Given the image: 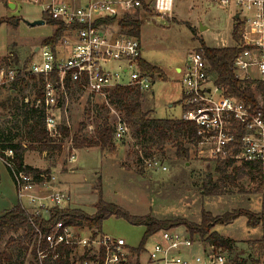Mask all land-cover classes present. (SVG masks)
I'll list each match as a JSON object with an SVG mask.
<instances>
[{"label": "built area", "instance_id": "2783aa9c", "mask_svg": "<svg viewBox=\"0 0 264 264\" xmlns=\"http://www.w3.org/2000/svg\"><path fill=\"white\" fill-rule=\"evenodd\" d=\"M25 1L40 5L43 14L62 23L65 31L54 45H38V58L27 66L10 67L0 62V89L43 76L42 96L36 97L33 105L43 109L44 127L51 138L61 137L57 112L61 96L72 87L91 96L108 94L116 86L141 92L152 88L156 73L141 67V40L128 33L121 21L136 14L135 18L161 24L165 16L171 18L175 0ZM203 1L228 9L233 26L240 24L241 37L235 44L240 51L233 69L240 80L251 81L253 101L226 93L211 76L204 54L192 51L180 71L186 108L182 118L199 129L200 155L251 164L264 181V0ZM128 133L125 121H115V141ZM14 157L12 148L0 151V160L9 169L19 202L28 214L47 220L51 208L66 207L70 195L56 187V174L27 170L26 163L19 166ZM74 158L72 154L70 160ZM145 165L168 169L156 157L146 159ZM30 235L28 254L34 264H254L257 258L254 248L233 240L227 244L210 241L184 224L162 228L137 245L63 220L47 230L33 224Z\"/></svg>", "mask_w": 264, "mask_h": 264}, {"label": "rangeland", "instance_id": "374dc122", "mask_svg": "<svg viewBox=\"0 0 264 264\" xmlns=\"http://www.w3.org/2000/svg\"><path fill=\"white\" fill-rule=\"evenodd\" d=\"M10 2L15 3V7L9 6ZM131 16L135 18L136 14ZM40 19H43L40 5L25 0H0L1 63L10 67L27 66L33 58H38L35 54L37 46L57 27L47 22L31 24ZM145 19H142L138 36L143 47L142 58L159 65L166 76L153 73L152 88L141 92L142 106L147 111L152 108L153 117L182 118L185 111L182 74L176 71V67L183 68L187 56L199 50L200 38L210 47L235 46L233 14L224 7L203 0H175L168 22L157 25ZM35 81L28 78L20 85L0 89V141L10 136L14 142L22 141L34 146L25 152V163L56 174V187L66 189L70 195L65 208H77L92 215L101 190L105 201L117 204L131 215H150L160 220L185 219L200 223L203 213L219 216L239 208L264 214V190L257 191L263 181L260 176L226 181L223 193L206 194L221 178L215 171L216 161L200 155V147L189 144L181 132H171L170 138L163 144L164 154L155 149L154 156L168 166L167 171L150 168L145 162L138 164L135 150L140 145L129 133L115 142L114 154L99 147L74 148L72 135L82 124H85L84 134L95 139V131L106 116L111 122L123 118L121 112H114L112 108L111 111L101 110L103 105H108L107 93L91 96L72 87L67 95L63 94L58 119L60 125L68 127L70 132L55 141L62 145L61 150L41 151L39 143L32 141L23 122L24 104L32 106L37 95ZM186 144L190 146L188 153L182 152L179 156L178 146ZM72 154L75 158L70 160ZM17 199L15 181L0 160V206L8 202L16 204ZM215 229L239 246L252 250L251 241H264V221L252 228L247 225L246 216L218 224ZM101 231L137 245L144 236L145 226L111 215L103 221ZM25 234L24 230H20L0 241V251L8 250L12 254L11 264H30L32 261L28 254L32 237L24 238ZM261 263L264 264V251Z\"/></svg>", "mask_w": 264, "mask_h": 264}, {"label": "trees", "instance_id": "16d2710c", "mask_svg": "<svg viewBox=\"0 0 264 264\" xmlns=\"http://www.w3.org/2000/svg\"><path fill=\"white\" fill-rule=\"evenodd\" d=\"M45 22L52 25H57L54 33L45 38L42 43H49L54 45L61 35L65 31V26L43 14ZM142 19L137 17H127L121 21V25L130 34L140 36ZM194 31V30H193ZM233 36L235 41H238L241 37L240 24L233 26ZM199 50L202 52L207 60L209 71L216 84L221 86L224 91L231 95L243 97L248 101H253V93L251 89V81L243 82L240 80L233 69V61L240 51L239 47H210L207 46L202 38L199 39ZM142 69L152 73H156L159 76H164L162 70L154 65L149 64L143 58L140 60ZM35 85L38 86L36 90V97L42 96V85L45 81L41 76L39 79H35ZM142 93L136 88L129 86H116L109 91L106 98L108 105H103L101 110L111 111V108L115 111H119L123 114L122 121H125L129 127V134L140 147L135 150V157L138 164H143L146 159L155 157V151L158 150L164 154L163 144L167 141L172 131L181 132L186 137L189 144H194L198 147V143L201 140V136L198 134V127L192 121L184 118H157L151 116V111L144 110L141 102ZM26 107L25 117L23 122L25 123L28 134L32 137V141L38 142L40 150L45 152H53L61 150L62 145L56 143L63 137V135L69 134L70 130L66 126L60 125L61 137L59 139H53L48 135L46 128L44 127V112L40 107L30 106L24 104ZM186 108L184 107V110ZM85 124H82L79 129L73 133L72 142L73 147L78 148H90L99 147L102 151H110L113 154L116 151V145L114 140L115 133V121H109L106 116L103 124L99 127L95 136L97 138L92 139L84 134ZM3 141V142H2ZM0 141V151L7 147L12 148L15 154L16 163L21 166L25 164V152L28 148H33V145H26L22 141L14 142L10 136H6ZM188 144L185 146H178L177 154L179 156L187 154L189 151ZM154 149V150H153ZM156 149V150H155ZM183 154V155H184ZM216 161L215 171L221 175L219 182H214L213 186L208 189V195H218L224 192V185L226 181H235L244 176H250L252 179L260 176L259 170L251 164H234L233 161ZM27 170L40 171L38 167L26 164ZM49 171V170H47ZM264 182L261 181L257 187V191H263ZM100 197L95 203L96 211L92 214H86L77 208H59L53 207L50 209V217L47 220L41 219L40 216H32L26 212L20 202L7 209L2 215H0V241L11 233H18L20 230H24L26 234L24 238L29 236L33 230V224L39 225L44 230L55 224L59 220H63L70 224L86 225L92 230L101 231L103 221L111 215L117 217H124L134 224L144 225L145 233L143 240H146L151 234L173 225L184 224L188 228L195 232H199L203 237H207L208 240L219 243L227 244L232 241L230 238L224 237L216 229L218 224H226L235 220L239 216H246L247 225L254 228L257 227L262 221H264V214L255 213L251 210L239 208L234 211H227L219 216H212L209 213H203L200 223L189 222L185 219L176 220H160L150 215L136 216L131 215L113 202L105 201L101 196V190L99 191ZM250 244L254 248V254L257 258L254 264H261V259L264 251L263 239L251 241ZM12 254L8 250L0 251V264H11ZM30 264H34L30 261Z\"/></svg>", "mask_w": 264, "mask_h": 264}, {"label": "crops", "instance_id": "0c3cea01", "mask_svg": "<svg viewBox=\"0 0 264 264\" xmlns=\"http://www.w3.org/2000/svg\"><path fill=\"white\" fill-rule=\"evenodd\" d=\"M158 17H161V16H158ZM166 18H165V21L164 22H162V23H165L166 21H167V18H169L170 19V17H168V16H165ZM143 19V18H142ZM146 22V21H145ZM168 22V21H167ZM157 25H159L158 23H157ZM141 40V39H140ZM142 44V43H141ZM221 47H226V46H221ZM142 49H143V47H142ZM144 59V58H143ZM145 60V59H144ZM146 62H148L149 64H151V65H154V66H157V67H159L161 70H162V72H163V74H164V76H166V73H165V71L163 70V68H161L159 65H156V64H153V63H151V62H149V61H147V60H145ZM186 61V60H185ZM181 66H177L176 67V71L178 72V73H180V71H181ZM149 91V90H148ZM151 112V114H152V112H153V109L152 108H150L149 109ZM152 116V115H151ZM35 167V166H34ZM264 190V189H263ZM19 202V199H17V202H16V204ZM13 205H15V202L13 203V202H8V204L7 205H1L0 206V215L1 214H3L7 209H9V208H11Z\"/></svg>", "mask_w": 264, "mask_h": 264}, {"label": "water", "instance_id": "95a60500", "mask_svg": "<svg viewBox=\"0 0 264 264\" xmlns=\"http://www.w3.org/2000/svg\"><path fill=\"white\" fill-rule=\"evenodd\" d=\"M9 6L11 7H15V3H9ZM42 23H45V20L44 19H40V20H36L34 22H32L31 24H42Z\"/></svg>", "mask_w": 264, "mask_h": 264}]
</instances>
